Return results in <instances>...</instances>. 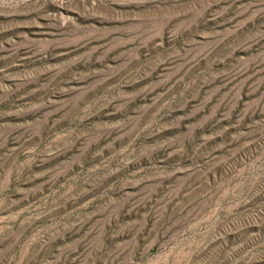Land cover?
Masks as SVG:
<instances>
[{"label": "rangeland", "instance_id": "rangeland-1", "mask_svg": "<svg viewBox=\"0 0 264 264\" xmlns=\"http://www.w3.org/2000/svg\"><path fill=\"white\" fill-rule=\"evenodd\" d=\"M0 264H264V0H0Z\"/></svg>", "mask_w": 264, "mask_h": 264}]
</instances>
